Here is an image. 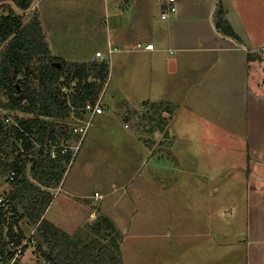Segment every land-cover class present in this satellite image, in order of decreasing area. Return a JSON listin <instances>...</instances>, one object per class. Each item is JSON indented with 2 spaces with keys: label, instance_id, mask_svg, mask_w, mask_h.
Wrapping results in <instances>:
<instances>
[{
  "label": "rangeland",
  "instance_id": "rangeland-1",
  "mask_svg": "<svg viewBox=\"0 0 264 264\" xmlns=\"http://www.w3.org/2000/svg\"><path fill=\"white\" fill-rule=\"evenodd\" d=\"M139 1L138 7L131 15V19L133 18L135 22L138 21V24L142 22L141 14H143L147 0ZM3 4L5 6L0 10V16L5 15L10 8H13L21 18V28L38 16L30 8L24 11L16 9L11 0ZM149 7L144 13H147L150 20L155 23L156 16L163 13V8L159 9V5L152 1ZM242 7L244 8L241 9V12L243 11L247 17L244 18L246 34L253 44L246 46V50H250L246 52L254 54L255 57L258 55L264 58V0L262 2L261 0H252L248 5ZM76 8L79 9L80 15L85 13L84 16L91 20H96L103 11L99 3H83ZM111 10L112 8H109V11ZM44 13L46 14L45 17L49 18L50 31L55 34L53 35L54 40L57 41V44L61 43L56 49L57 53L65 52L67 43L71 39L70 33L67 36L66 24H73L71 20L66 21V19L71 18L73 14L60 11L58 12L59 18H52L51 15L54 14L52 9L50 12L45 10ZM169 16L170 14L166 18ZM164 23L161 22L160 24ZM89 33H94V35L85 34L84 39L80 40L79 44L80 47H83L81 51L86 59L95 57L97 50L102 53L107 50L105 33L92 29ZM67 37L69 38L67 41H62ZM147 40L146 37H142L139 41L145 43ZM136 42L134 41L129 45L132 50H134ZM141 51L128 52L124 66L118 60V56L123 53H114L111 62L106 60L107 69L102 74L103 78L101 79L103 83L102 105H105L110 97L116 96L117 90H125L127 87L135 90L134 95L136 97L131 94L132 99L143 98L141 95L143 76L141 53H136ZM47 56L32 55L29 66L20 78L21 81L28 79L34 90L38 88L39 84L38 64L43 57L47 58ZM239 61L240 58L238 57L236 63L230 65H237ZM103 62V60L97 59V62L87 64L86 78L87 76L89 78L92 75L95 76L100 63ZM124 67L130 72L128 77L124 76ZM252 72L255 73L256 80L253 86H256L260 79L264 85V61L260 62L256 59V62L253 63ZM65 81L62 78L64 86H66ZM76 82V79L70 82L69 88L66 89L67 94L60 93L58 85L54 88L59 98L66 100V104L69 101V97H66L73 93ZM230 93L232 95V92ZM62 94L65 95V98L61 96ZM125 94H127L126 91H122V96ZM8 100V95L1 92L0 161L14 163L16 157L20 155V160L25 164L24 174L20 179H25L28 184L32 183L42 191L51 193L43 218L68 234L74 242L77 241L75 243L78 246L96 241H99L101 245H109L112 239L121 245L126 236L125 230L128 231V235L121 250L126 257L127 264H158L154 263L153 251L173 245L174 240L164 243L162 238L146 236L147 234L143 232L157 234L155 231L159 232L161 229L164 231L169 226L175 227L179 221L184 223V219L188 218L195 210L202 211L203 215H210L215 230H220L225 226L222 224L223 222L228 223V227L231 228L239 227V224L241 225L242 220H244L243 216L246 211L244 179H246L248 162L246 153L250 149V145L246 135L240 130V124L236 123L241 122L238 105L227 106L222 101L213 102L214 108L221 111L220 119L223 125L229 123L226 119L232 120L234 118L232 124L235 129L231 128L230 130L238 134L214 129L215 132L214 130L210 132L213 134L211 139H192L197 142L194 150L189 145L191 139H188L187 145L182 144L183 148L188 147L189 150L183 154V169L179 171L180 173L176 177L164 169L161 171L159 178L162 179L161 184L164 185V197L162 195L157 197L143 187V179L147 171L146 168L140 166L142 161L140 151L134 154L131 130L124 129L123 124L116 117L111 120L112 115L108 110H105L102 116L99 115L94 118L78 154L70 165L64 164L62 167H58V171L62 172V175L52 177L48 171L45 175L48 184L46 183L44 186L39 183L34 179L32 172L34 171L36 174L40 173L41 170L32 169L31 163H29V156L33 159L37 157L36 151L33 149L29 152L25 151L21 148L19 141L14 138V129H18L20 123L33 117V114L8 110L4 107ZM110 101L114 100L110 99ZM154 105L156 106L153 104V106L140 105L137 108H128V113L122 121L130 125L134 131V142L138 144L140 149L146 148L150 152V157L172 161L174 154L169 151L172 141L165 131L170 126V118L173 117L174 111L166 105L165 107L162 105L155 107ZM252 116L256 121L261 119L259 107L254 108ZM6 118L8 119L7 122L5 121ZM57 120L50 118L47 121L58 123ZM250 120L248 114V121ZM261 124H263L262 120ZM102 130L105 131L102 133ZM219 135L226 137L220 141L217 138ZM240 135L241 137L244 136L241 138ZM18 152L23 154L22 157L21 154L17 155ZM26 153H30V155ZM131 154L134 155L131 157ZM186 168L187 170H185ZM42 171L46 172L47 170ZM195 173L199 176L197 174L196 176ZM10 188H12L11 184H3L0 195L10 191ZM95 193L102 195V199H95ZM151 196L156 198L153 199ZM15 204L17 207H15L17 210L15 214H12L10 207L7 206L9 211L6 215L7 221L4 225L0 224V230L5 234L7 223H11L14 225V232L22 231L24 240L22 245L18 247L8 243L6 254L13 253L12 259L16 258L15 263L48 264L45 256L52 250L53 239L50 236L47 239L43 238L41 232L36 231V225L28 219L23 207ZM148 219H150V223H147ZM96 223L100 225L99 230H95L93 227ZM224 231L226 230H222V232ZM27 243L28 248L21 254L22 246ZM0 264L12 263L0 261Z\"/></svg>",
  "mask_w": 264,
  "mask_h": 264
},
{
  "label": "crops",
  "instance_id": "crops-1",
  "mask_svg": "<svg viewBox=\"0 0 264 264\" xmlns=\"http://www.w3.org/2000/svg\"><path fill=\"white\" fill-rule=\"evenodd\" d=\"M151 1L158 4L159 9L167 3V0H147L144 11L150 8ZM251 1L175 0L174 5L177 9L175 14L163 20L159 13L156 22L153 23L149 15L143 11L142 22L138 24V21L131 19V15L138 7L139 0H32L30 9L38 15L50 55L66 62L86 66L97 62L95 57L86 59L81 51L83 47L79 45L85 34L94 35L89 33L91 29L105 33L106 46L115 48L114 53H123L118 56L122 66L128 52L135 51L129 46L134 41L140 42L142 37H146L148 40L145 43L153 45L151 51L136 52L141 53L143 98L132 99L131 94L135 96L134 89L128 87L125 90L119 89L115 93L116 96L110 97L114 101L110 99L106 101L103 109L110 112L111 120L116 117L124 129L131 130L134 154L140 151L142 154L140 166L147 171L143 187L157 197L160 195L164 197V185L159 178L161 171L164 169L176 177L183 169V154L189 150L188 147L183 148L182 144L187 145L188 139H191L189 145L193 149L197 142L192 139H208L213 135L210 132L214 129L236 133L230 130L234 128L232 124L234 118L226 119L229 123L223 125L220 119L221 111L214 108L213 102L222 101L227 106L233 104L240 107L241 122L236 123L240 124V130L244 132L250 145L246 153L248 162L244 179L246 187L244 220L239 227L235 225L236 227L231 228L228 227V223L223 222L222 224H225L222 225L223 229L215 230L212 217L195 210L184 219V223L179 221L175 227L169 226L164 231L160 228L159 232L155 231L157 234L143 232L147 234L146 236L162 238L164 243L174 240L173 245L153 251L154 263L264 264V85L260 79L257 85L253 86L256 80L252 71L256 60H247V54L250 53L246 51L250 50H246V46L252 43L245 30L246 14L241 12L244 8L242 6L248 5ZM83 3H99L103 9L100 17L91 20L84 16L85 13L80 15L76 7ZM219 5L237 39L223 34L216 28L214 13ZM109 8L112 10L109 11ZM50 9L54 12L52 18H59L60 11L73 14L71 18L66 19L71 20L73 24H66L67 36L70 33L71 39L65 52L56 51L61 43L57 44L54 40L55 34L50 31L49 18L45 17L44 13L45 10L50 12ZM161 22L165 23L160 24ZM68 39L67 37L62 41ZM238 57L240 58L238 64L230 65L236 63ZM129 73L124 67V76L128 77ZM232 74L234 76H231ZM122 91H126L127 94L122 96ZM153 104H156L155 107L166 105L174 111L173 117L170 118V126L165 131L172 141L169 148L174 154L172 161L150 157V152L146 148L140 149L134 142V131L130 125L122 121L128 113V108ZM255 107H259L261 113V119L258 121L252 116ZM103 114L104 112L100 116ZM103 131L105 130H102V133ZM225 137L217 136L220 141ZM147 223H150V219ZM143 229L145 230L144 226ZM124 232L125 241L128 231ZM122 244L120 245L122 261L123 264H127L121 250Z\"/></svg>",
  "mask_w": 264,
  "mask_h": 264
},
{
  "label": "trees",
  "instance_id": "trees-1",
  "mask_svg": "<svg viewBox=\"0 0 264 264\" xmlns=\"http://www.w3.org/2000/svg\"><path fill=\"white\" fill-rule=\"evenodd\" d=\"M6 1L8 0H0V10L3 9L5 6L3 3ZM11 1L16 9L22 11L29 9L32 3V0ZM214 18L217 29L227 36L238 38L224 18V11L220 5L215 10ZM21 24V18L13 8H10L5 15L0 16V93L5 92L8 95V103L4 105L8 110L33 114V117L21 122L18 129H14L15 140L19 141L21 148L29 152L33 148L31 141L33 136H30L33 133L38 135L37 142H43L46 137H52L56 123L49 122L48 119L60 120L67 116L70 106L81 107L86 102H93L99 97L103 90L102 74L107 67L105 62L100 63L96 75L86 78L85 64H71L61 58L48 55V47L38 17L33 18L23 28H21ZM34 54L48 55L47 58L43 57L38 64L39 84L36 90L32 89L28 79L24 81L20 79ZM256 59L260 62L264 61L263 56L255 57L254 54H247L248 61ZM62 78L66 80L67 88L62 82ZM73 79H76L77 82L73 93L69 95L70 105L68 106L65 99L59 98L54 88L58 85L60 89L61 87L68 89ZM61 96L65 98V95ZM19 154L22 157L23 154L18 152L17 155ZM26 154L30 155V153ZM29 158L31 168L41 170L36 174L34 171L32 172L34 179L44 186L46 183L48 184V181L45 180L48 171L52 177L62 175V172L58 171V167H62V164L57 160L37 163L33 157L29 156ZM20 159L19 155L14 163L0 161V172L16 171L15 180L11 183L12 188L1 195L4 197V206L0 207V224L4 225L7 221L6 215L9 212L7 206L10 207L12 214H15L17 211L15 203H17L23 207L28 219L36 225V231L41 232V236L45 239L48 236L53 239L54 245L50 244L53 245L52 250L45 256L48 264H123L120 244L115 239H112L109 245H101L99 241H96L78 246L77 241L75 243L68 234L43 218L51 193L42 191L32 183L28 184L25 179H20L25 170V164ZM42 170L47 171L43 172ZM7 224L5 234L0 230V261L2 263L10 262L13 256V253L6 254L8 243L18 247L24 240L21 230L14 232V225ZM99 226L96 223L93 227L95 230H99ZM27 246L28 243L22 246L21 254L28 248ZM15 261L12 264H20Z\"/></svg>",
  "mask_w": 264,
  "mask_h": 264
},
{
  "label": "built area",
  "instance_id": "built-area-1",
  "mask_svg": "<svg viewBox=\"0 0 264 264\" xmlns=\"http://www.w3.org/2000/svg\"><path fill=\"white\" fill-rule=\"evenodd\" d=\"M174 2L175 0H167L166 5H164L162 9L163 13L161 14V19H165L168 14H175L177 9ZM130 49H132V47ZM134 50L151 51L153 50V45L150 43L137 42L134 45ZM115 51V48L109 46L104 53L97 51L95 53V58L103 60L104 62H106V60L110 61ZM60 93L67 94L66 88L61 87ZM68 97L69 95H67L66 98ZM101 100L102 92L93 102L88 101L81 107L70 106L67 116L58 120V123H56L52 137H46L43 142H37L38 135L34 133L30 135L33 136V138H31L33 143L32 149L37 153V157L34 158V161L39 163L57 160V162L62 165H70L78 154L84 137L93 124L94 118L104 112ZM67 105H70L69 101ZM5 121L7 122L8 119L6 118ZM15 177V170H9L4 174L0 172V189L3 184L6 185L14 182ZM2 197L3 196L0 195V207L4 206V197ZM94 198L100 200L102 199V195L95 193ZM15 259L16 258H13L10 262L13 263Z\"/></svg>",
  "mask_w": 264,
  "mask_h": 264
}]
</instances>
